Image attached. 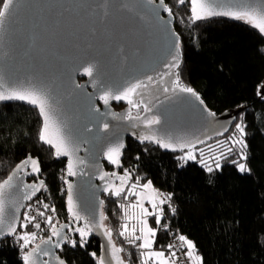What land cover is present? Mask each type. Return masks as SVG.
Segmentation results:
<instances>
[{"label":"trees","instance_id":"obj_1","mask_svg":"<svg viewBox=\"0 0 264 264\" xmlns=\"http://www.w3.org/2000/svg\"><path fill=\"white\" fill-rule=\"evenodd\" d=\"M165 2L173 10L174 27L181 37L182 83L194 88L216 114L232 112L236 118L226 134L203 146L226 140L243 114L248 125L245 139L251 173H240L230 162L235 153L221 160L222 168L210 174L194 161L179 167L176 154L131 139L126 141L122 166L115 168L105 162V170L115 176H123L127 170L130 179L125 190L132 181L150 180L166 196L171 195L153 249L168 254L170 241L184 235L195 244L203 264H264V100L257 96V86L264 83V37L249 24L229 17H212L190 24L189 3ZM170 82L165 77L159 86L146 89L143 97L150 103L151 92L163 93L162 87ZM142 108L143 105L140 116L144 113ZM136 114L137 110L132 109V115ZM41 125L37 108L0 103V181L27 155L37 157L41 166L39 178L47 186L43 192L55 207L61 224L68 216L62 179L65 161L54 160L52 151L39 141ZM215 151L218 154L219 148ZM102 199V212L107 218L104 224L112 230L116 245L123 248L125 264H141L137 243L129 244L116 234L123 218L120 203L126 200L125 193L116 197L107 192ZM152 225L157 227L154 220ZM17 231L37 230L30 225L27 229L18 226ZM69 236L79 239L74 232ZM63 248L59 255L67 264H97L91 255L95 252L98 257V241L94 238L84 248L69 245ZM21 256L13 237L0 243V264H23Z\"/></svg>","mask_w":264,"mask_h":264},{"label":"water","instance_id":"obj_2","mask_svg":"<svg viewBox=\"0 0 264 264\" xmlns=\"http://www.w3.org/2000/svg\"><path fill=\"white\" fill-rule=\"evenodd\" d=\"M119 2L120 0H104L103 9L108 15L102 17V9L97 7L102 0H15L11 15L0 27V80L9 87L28 88L33 85L46 87L53 98L59 120L77 133L76 142L80 150L76 155L84 160L85 164L78 167L76 176L66 179L73 184L77 209L93 222H98L100 214L103 213V204L100 202L103 201V194L107 193L104 191L106 184L117 185L119 181L117 176L112 175L105 180L99 179L101 173L107 172L104 163L115 168L122 166L121 160L127 139L140 145L150 144L163 152L179 153L160 148L155 143L147 141L141 143L137 136L149 133L141 121L119 119L112 115L115 113L117 116H126L129 110L127 102L110 100L109 105L105 106L98 99L102 93L97 92L90 83L91 78L83 74L82 68L77 71V68L86 61L95 59L100 62L104 78L110 86H114V89L136 80H143L148 75L153 76L155 81L159 80V76L167 71L164 65L170 59L167 53L171 41L168 33L154 20L151 6L141 8L139 5L142 0H130L132 11H121L117 8ZM252 2L253 0H217V4L224 10L235 9L243 3ZM155 3L158 5L159 0H155ZM137 13L142 19L137 18ZM159 14L165 21L168 20L166 12L160 11ZM174 22L173 15L169 27L175 30ZM117 48L121 49L119 53ZM74 84L82 87L75 88ZM11 102L34 107L16 100L0 103ZM90 104L98 108L99 112H90ZM149 104L152 111L147 115H157L161 119V124L154 126L151 131L157 135L170 136L174 141H194L198 138L207 143L221 136L217 135V132L223 131L225 126L229 131L234 123L233 120L231 125L225 124L229 117H234L232 112L216 114L214 118L209 117L203 109L205 107L210 111L212 109L205 103L200 105L195 98L179 92L166 93L153 99ZM115 105H124V108L116 110ZM144 116L146 115H141ZM105 122L109 124L107 131L103 129ZM85 126L91 131H85ZM116 143L124 144L122 154L119 156V166L111 164L105 157L107 149ZM44 145L52 151L54 160L65 161L66 168L67 158H56L54 149L47 144ZM201 145L203 144H197L196 147ZM26 172H30V168ZM40 174L41 171L38 176L21 172L15 183L22 181L23 184H31L38 179L43 180L39 178ZM31 178L34 179L29 180ZM66 189L64 183V206L68 216L67 221L61 224H70L72 221L67 208ZM23 191L22 188L18 191L14 186L7 192L6 210L9 214L15 212L19 218L18 226L24 207L30 201L23 199ZM78 224L82 226L83 221L71 226L75 227ZM64 231L68 235L73 233L67 229ZM103 231L94 229L88 238L98 241V257L106 254L105 249L109 254L111 251V245L108 244V238L103 235ZM7 238L12 236L3 237L0 243ZM55 239L57 238L54 237L53 240ZM39 243L40 241L36 244ZM112 243L116 245L113 236ZM41 247L46 248L47 245ZM53 251L59 255V249ZM37 259L38 264H42L44 260L54 264L52 258L48 256L41 255ZM112 264L115 262L112 261Z\"/></svg>","mask_w":264,"mask_h":264},{"label":"snow or ice","instance_id":"obj_3","mask_svg":"<svg viewBox=\"0 0 264 264\" xmlns=\"http://www.w3.org/2000/svg\"><path fill=\"white\" fill-rule=\"evenodd\" d=\"M14 2L15 0H0V4H2V7H0V27L4 25L6 19L11 15ZM103 2L104 0H102V3L97 5V7L102 9V17H107L108 12L103 9ZM176 3L178 5L190 3L191 15L188 17L190 24H195L197 21L212 17L224 16L249 24L262 36H264V0H253L252 3H243L238 8H228L227 10H224L223 7L218 5L217 0H176ZM144 6H151L154 20L168 33L171 41L167 53L170 59H168L164 65L167 71L159 76L158 81H155L153 76L148 75L143 80H136L135 82L128 83L126 86L114 89V86H110L108 81L104 78L100 62L95 59L86 61L80 66V68H77V71H80L82 68L83 74L91 78L90 83L96 88L97 92L102 93L98 96V99L101 100L105 106L109 105L110 100L127 102L130 108L126 113V116H117L115 113H112V115L119 119L126 118L128 120L141 121L145 128L149 130L148 134L137 136V139H139L141 143L147 141L157 144L160 148L183 153L182 155L176 157L179 161V167H183L184 164L189 161H194L200 164L208 173L211 174L222 168L221 160L227 159L228 156L235 153L231 163L235 165L236 169L240 173L250 174L251 168L247 163L248 144L245 139L248 135L246 131L248 125L245 123L243 114L240 115L239 121L235 123L233 133L227 137L226 140L217 141L215 146H207V155L205 154L204 148L196 147L197 144H204V140L197 138L194 141H174L170 136L166 137L164 135H157L152 132L151 129H153L154 126L161 124L160 117L157 115L144 117L140 116L142 105L143 112L149 113L152 111L149 103H145L142 98L145 90L153 85L159 86L164 82L165 77H169L171 82L170 84L162 87L161 91L163 93H183L189 97L195 98V100L199 101L200 105L204 104V101L194 88L182 83L179 72L183 62L181 37L174 29L169 27L173 19L172 8L165 3V0H159L158 5L155 3V0H142L139 7L142 8ZM117 8L121 11H132V8L130 7V0H120ZM160 11L167 13V21L160 16ZM137 18L142 19L139 13H137ZM120 51L121 49L117 48V53ZM74 87L81 88L82 86L74 84ZM257 96L264 100V83L257 86ZM89 99H91V97H89ZM13 100L26 102L38 109L39 114L42 117V125L38 134L39 141L51 146L54 149V156L56 158H67L65 177L76 176L78 174V167L85 164V161L76 155V153L80 150L79 144L76 142L77 133H75L72 129L67 128L63 122L59 120L56 114L53 98L51 97L49 90L46 87H37L35 85L28 88L9 87L2 80H0V102ZM132 109L137 110V114L135 116L132 115ZM89 111L98 113L99 109L90 104ZM203 111L209 117L214 118L216 116L215 112L208 110L206 107ZM234 119L236 118L229 117L225 124L231 125ZM108 128L109 124L106 122L103 123V129L107 131ZM84 130L88 132L91 131L87 128V126H85ZM227 131L228 127L225 126L223 131L217 132V135L222 136L224 132ZM123 148V143H116L115 145L110 146L105 152L106 159L111 164L119 166V156L122 154ZM216 148H219L218 154L215 151ZM29 168L30 172H26ZM40 171L39 159L29 155L24 160L16 164L7 178L4 179L3 182H0V239L5 236L13 237L15 243L21 249L23 264H38L37 257L41 255L51 257L54 264H67L66 260L57 255L53 249L63 251L64 245H69L72 248L77 246L84 248L88 244V238L93 230L103 229V235L108 238V244L111 245L110 254L107 249H105L106 254L104 256L97 257L95 252H92L91 255L97 260V264H112V261H114L115 264H125L124 259H122L120 255V253L123 252V248L116 247V245L112 243V230L103 223V221L107 218L103 215V213H101L99 221L93 222V220L89 219L88 216L82 215L77 209V203L74 199L73 184L65 177H62V179H64V183L67 186V208L72 217L71 223H54V216L46 215V212L51 211L54 214L56 211L55 207H50L47 203L37 201V204L42 205L43 210L39 207L36 208L35 215H30L26 212L24 214L23 221L19 224V227L23 229H27L28 225L31 224L37 231H17V220L19 218L15 215V212L9 214L6 210L7 192L14 186L18 191L22 188L24 190L23 199L31 200V198L35 196L38 191H47L46 184L40 179L31 184H23L22 181L18 184L15 183L21 172H25V174H36L38 176ZM111 175L115 176V173H112ZM109 176V173L104 172L100 174L99 179L105 180ZM116 178L120 181L119 185L117 186L112 183H107L104 191L109 192L111 195L116 197H120L122 193H125V186L130 179V175L126 170L123 176H118ZM138 185L139 181H137L136 184L131 185V187L127 189L125 195V199H127L130 195H135L137 197L136 203L127 206L120 205V207L124 210L123 219L125 220V223L121 225L122 230L119 232V235L124 237L129 244H136L137 241L140 242L136 246L141 249V264H176V245L169 244L167 246L169 249V253L167 255L164 251L152 250L153 245L156 242L155 238L157 231L159 230L161 221L164 218V209L162 206L171 200V195L169 194L168 196H163L160 194L153 188L151 181L140 186L141 191L139 192L136 191ZM144 193H150V195L146 197ZM146 198L148 203L151 205L152 211H149L144 207V200ZM100 203L102 205L103 201ZM28 207L31 209L32 206L29 205ZM169 207L170 210L175 213V209L171 208V205H169ZM129 208L139 209L138 214L129 215ZM149 216L155 217V223L157 225L156 228L149 225L147 219ZM37 217L43 218V222L50 228V235L47 239H41L39 244H36L35 247L28 250L29 246L38 239V232L41 230V223L37 221ZM130 220L135 221L131 224V227H129L128 223ZM80 221H83L82 226H71V224H75ZM164 228L167 230V225H164ZM65 229L69 232L78 234L79 239L70 238V236L65 233ZM54 237L57 239L53 240ZM177 239L179 241L180 248L186 249L184 255L188 258L190 264H193V262L194 264H203V257L196 252V246L191 240L184 235H179ZM41 245H47V247L42 248ZM42 264H50V261L44 260Z\"/></svg>","mask_w":264,"mask_h":264},{"label":"rangeland","instance_id":"obj_4","mask_svg":"<svg viewBox=\"0 0 264 264\" xmlns=\"http://www.w3.org/2000/svg\"><path fill=\"white\" fill-rule=\"evenodd\" d=\"M153 91H154V90H153ZM158 93H160V92H159V91H154V92H151L150 95H153V96H154V95H156V94H158ZM160 94H161V93H160ZM142 98H143V100H144L145 102L148 103V100H147L145 97H142ZM149 98H150V97H149ZM211 145L215 146V145H216V142H213ZM207 146H208V145H207ZM207 146H203V145H202V146H199V147H197V148H204V149H205V153H206V152H207ZM216 149H217V148H216ZM182 154H183V153H181V152L176 153V157H178V156H180V155H182ZM206 155H207V154H206ZM230 162H231V160H230ZM31 179L33 180L34 178H31ZM137 181H139V180L137 179V180L132 181V182L129 183V185L127 186V188H126V190H125V195H126L127 189H128L129 187H131V185L136 184ZM149 181H150V180H146V181H143V182H140V181H139V185L137 186L136 191H137V192L141 191V187H140V186H142V185L145 184V183H148ZM151 183H152V182H151ZM152 186H153V188L156 189L160 194H162L163 196H166V194H165V193H162L160 190H158V188H156V187L153 185V183H152ZM144 195L147 197V196L150 195V193H144ZM136 201H137V197H136L135 195H130V196L127 197V199H126L125 201H122V202L120 203V205H125V206H127V205H131V204L136 203ZM165 205H168V203H166V204H164V205L162 206L163 209H164ZM144 207L147 208L149 211H152L151 205L148 203L147 198L144 200ZM138 211H139V209H132V208H129V209H128L129 215L138 214ZM123 212H124V210H123ZM22 213H23V212H22ZM147 219H148V223H149V225H150L151 227L155 228V227L152 225V220L155 221V217H153V216H149ZM134 222H135V221H132V220L128 221V223H129V227H131V224L134 223ZM123 223H125V220L122 218L121 225H122ZM121 225L119 226L118 229H116V234H117V235H119V232L122 230V229H121ZM137 234H139V233H137ZM185 237H186V236H185ZM189 240H190V239H189ZM136 243H137V245H138L140 242L137 241ZM172 243H174V244H178V245L180 246L178 239L173 240V241H170L169 244H172ZM152 250H154V251H164V250H155V249H152ZM184 251H186V249H185ZM164 252H165V251H164ZM165 254L167 255L166 252H165ZM122 258H123V257H122ZM141 260H142V257H141ZM186 262H188V264H190L188 258H186ZM176 264H177V263H176ZM193 264H194V262H193Z\"/></svg>","mask_w":264,"mask_h":264},{"label":"built area","instance_id":"obj_5","mask_svg":"<svg viewBox=\"0 0 264 264\" xmlns=\"http://www.w3.org/2000/svg\"><path fill=\"white\" fill-rule=\"evenodd\" d=\"M44 190H41L33 199H31L27 204L26 206L24 207V210H23V213H22V216H21V219H20V223L23 221V217H24V214L26 212H28L30 215H35L36 214V208H40L41 210L42 209V205H39L37 204V201H42L43 203H47L50 205V207H52L51 203L49 202V200H47L44 192ZM43 192V193H42ZM29 205H31V209H29ZM46 215H53L54 216V220L53 222L56 223V222H59V219H58V216H57V213L55 212L54 214L51 212V211H48L46 212ZM37 221L41 223V230H39L38 232V239L36 241H34L30 246L29 248H31L33 245H35L36 243H38L41 239H44L48 236H45L46 233H49L50 231V228L43 222V218L42 217H37ZM31 224H29L28 226H30ZM174 244V243H172ZM176 245V252H177V260H176V263L177 264H188V262H186V256L184 255V250L183 248H180V246L178 244H174ZM18 246V245H17ZM19 247V246H18Z\"/></svg>","mask_w":264,"mask_h":264},{"label":"flooded vegetation","instance_id":"obj_6","mask_svg":"<svg viewBox=\"0 0 264 264\" xmlns=\"http://www.w3.org/2000/svg\"><path fill=\"white\" fill-rule=\"evenodd\" d=\"M150 92H151V91H150ZM164 94H166V93H161V94L158 93V94H156V95H154V96L152 95V96L150 97V99H151V101H152L153 99L155 100V99H157V98L163 96ZM149 105H150V104H149ZM114 108H115L116 110H121V109L124 108V105H115ZM128 108H129V106H128ZM143 114L146 115V116L149 115L148 113H145V112H144ZM147 114H148V115H147ZM133 116H135V115H133ZM118 176H120V175H117V177H118ZM119 183H120V182L117 183V186L119 185ZM77 226H80V225L78 224ZM77 226H75V227H77ZM71 235H72V234H71ZM73 235H74V234H73Z\"/></svg>","mask_w":264,"mask_h":264}]
</instances>
